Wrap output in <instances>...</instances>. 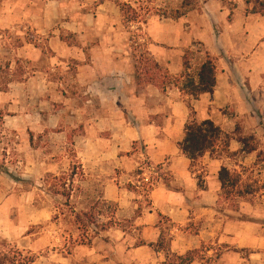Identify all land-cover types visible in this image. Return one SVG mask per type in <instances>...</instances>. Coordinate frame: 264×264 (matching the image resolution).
<instances>
[{
	"label": "crops",
	"instance_id": "obj_1",
	"mask_svg": "<svg viewBox=\"0 0 264 264\" xmlns=\"http://www.w3.org/2000/svg\"><path fill=\"white\" fill-rule=\"evenodd\" d=\"M233 1L235 6L229 7L224 0H205L201 11H189L179 18H151L146 25L151 40L149 55L163 72L156 70L160 74L147 85H142L143 79L137 76L132 54L118 51V45L124 44L127 37L123 35L116 15L105 19L106 11L110 10L109 2L99 4L95 21L87 15L84 25H76L71 31L76 39L73 44L61 35H55L50 39H39V42L49 44L48 53L38 43L32 42L13 49H6L5 44L0 46L2 54L17 52V61L10 67L12 70L17 62L24 65L23 81L12 77L6 88L28 87L34 98L37 97L38 86L40 94L59 89L65 93V99L68 93L76 90L83 95L84 106L95 107V111L92 110L88 116H92L100 127L70 138L64 133L56 136L65 146H68L69 140L74 141L79 158L85 157L86 162L94 161L100 169L103 168V172L96 174L103 176L105 182L92 183V198L118 205L117 219L135 218V210L145 192L144 181L154 172L157 181L149 188L150 209L136 218L147 235L155 230L161 233L155 225L161 216L170 219L177 227L201 219L212 220L223 192L219 181L221 169L226 167L232 172L240 168V160H232V156L240 155V143L235 134L237 127L255 136L262 132L264 17L252 13L250 0ZM49 3L45 4L42 16H37L34 9L29 10L30 26L39 27L44 34L47 30L41 24L59 18L57 14L60 12L59 8L56 9L57 14L53 17L51 0ZM30 7L36 8V5L31 4ZM15 11V7H10L2 13L1 30L16 23ZM118 34L122 35L118 37ZM195 44L205 49L217 68L215 92L203 94L197 99L175 85V80L185 72L186 50ZM198 67L194 65L192 70L195 72ZM192 70L189 73H193ZM164 80H168L166 91L162 85ZM7 91L0 90V93L6 96ZM123 107L128 113L129 124L123 113L124 119L119 121L123 128L118 131L117 111ZM82 112L84 110L76 113L74 123H81L82 118L87 117ZM192 120H212L220 126L225 134L232 137L229 151H223L221 147L224 146L220 144L216 152L207 153L198 162L189 160L182 153L180 143L186 137V125ZM40 122L41 119L31 130H37ZM104 125L108 127L105 130L111 132L108 136L103 134ZM36 136L40 135H29V147L40 153L43 146L35 143L38 140ZM54 148H57L56 145L50 146L49 150ZM257 152L258 149L252 154H243L250 157ZM82 164L86 168L84 159ZM63 171L68 169L52 165L41 169L39 165H34L33 172L40 173V177L55 174L54 178H57V174L62 175ZM198 174L203 175L205 180L202 186L198 183ZM20 178L16 183H37L32 175ZM36 216L42 218L43 215L39 213ZM175 229L173 234L179 233ZM236 234L240 236V250L251 251L250 264H264V229L240 224V231ZM181 236L179 233L176 237L172 252L186 256L188 252L199 249L195 245V234L186 238ZM240 264H244L241 256Z\"/></svg>",
	"mask_w": 264,
	"mask_h": 264
},
{
	"label": "rangeland",
	"instance_id": "obj_2",
	"mask_svg": "<svg viewBox=\"0 0 264 264\" xmlns=\"http://www.w3.org/2000/svg\"><path fill=\"white\" fill-rule=\"evenodd\" d=\"M49 1L0 0V18L10 7L16 8L18 18L12 27L0 28V46L5 44L6 49H13L32 42L48 53L49 44L39 42V39H50L55 35H61L73 44L76 39L71 31L76 25H84L87 15L93 20L99 4L109 2L110 10L106 11L105 19L116 15L123 35L127 37L124 44L118 45V51L132 54L137 76L143 79L142 85H147L160 74L152 62L147 61V56L142 57V54H149L151 48L146 31L150 19L179 18L189 11H201L205 0H51L53 17L59 8V18L41 24L47 30L44 34L39 27L30 26L29 10L34 9L37 16H42ZM224 3L235 6L233 0H224ZM31 4L36 8L30 7ZM251 7L254 9V4ZM16 55L17 52L7 55L0 52V90H8L6 96L0 93V264H164L168 258L178 255L172 250L179 233L185 238L195 234V245L199 249L190 251H197L193 264H240V256L244 264H250L251 251L240 250V236L236 232L240 231V224L264 229V122L258 136L240 127L242 138L254 137L249 141L258 152L249 157L243 154L240 144V155L232 156L233 162L240 160V168L232 171L240 177V183L234 189H223L212 220L201 219L177 227L161 216L155 221L161 233L155 230L147 235L136 218L150 209L149 188L157 181V176L152 172L144 181L145 192L133 219H117L118 205L94 200L91 186L105 182L103 176L96 174L103 172V168L94 161L86 162L85 157L79 158L75 153V142L69 140L65 146L56 135L64 133L70 138L100 127L92 116H88L95 107L84 106L83 95L76 90L68 93L65 99V93L59 89L40 94L38 86L34 98L28 87L22 88L24 90L6 88L12 77L21 81L25 77L21 62H17L14 70L10 68L17 61ZM185 57L192 70L194 65L201 64L200 61H206V51L195 44L186 50ZM83 110L87 117L82 118L81 123H74L76 113ZM117 113L118 131H122L119 121L124 119V113L128 123V113L124 107ZM40 119L42 122L37 124V130H31ZM106 128L107 125L102 126L103 134L108 136L111 132ZM31 133L40 135L35 141L39 147L43 146L40 153L29 147ZM221 144L224 146L221 149L228 152L230 143L228 146L225 141ZM52 145L57 148L49 150ZM83 159L86 168H83ZM34 165L41 169L52 165L68 171L57 174V178H54L55 174L40 177V173L33 172ZM31 175L37 183H16L20 177ZM197 179L200 185L205 183L203 175L198 174ZM39 213L42 218L36 216ZM43 217L48 218L44 220ZM175 228L179 233L173 234Z\"/></svg>",
	"mask_w": 264,
	"mask_h": 264
},
{
	"label": "trees",
	"instance_id": "obj_3",
	"mask_svg": "<svg viewBox=\"0 0 264 264\" xmlns=\"http://www.w3.org/2000/svg\"><path fill=\"white\" fill-rule=\"evenodd\" d=\"M249 4H254L252 13L260 14L264 17V0H251ZM179 17H181L179 15ZM147 56V61L152 62L156 70H160L159 64L148 54H142V57ZM150 59V60H149ZM184 74L175 80V85L180 87L181 91L197 99L203 94H213L217 86L216 77V64L209 55H206V61L203 62L196 69L194 73H189L191 67L187 57H184ZM166 79V77H165ZM167 81L162 82L163 89L166 91ZM237 140L241 144L242 151L246 154L256 152L257 147L252 146L249 140H254V137L242 138L240 135L241 128L237 127L236 133ZM231 136L223 132L212 120H205L197 122L196 120L190 121L186 125V137L180 143L182 153L192 162H196L203 158L207 153H214L215 150L225 141L226 145L231 141ZM219 181L223 189L236 188L240 183V177L232 173L228 168L224 167L219 173ZM197 251L190 252L186 256L174 255L173 258H168L164 264H193Z\"/></svg>",
	"mask_w": 264,
	"mask_h": 264
}]
</instances>
